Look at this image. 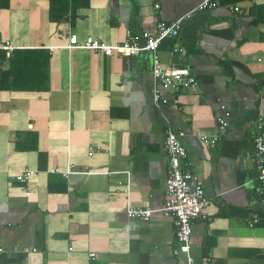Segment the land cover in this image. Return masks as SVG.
<instances>
[{
	"label": "crops",
	"instance_id": "0c3cea01",
	"mask_svg": "<svg viewBox=\"0 0 264 264\" xmlns=\"http://www.w3.org/2000/svg\"><path fill=\"white\" fill-rule=\"evenodd\" d=\"M199 1L0 0V41L16 47L8 57L0 50V264H188L174 253L173 218L156 210L167 129L183 133L209 200L192 223L196 264H264V189L254 190L251 157L264 113V0L201 10ZM179 18L178 34L158 48L165 67L197 80L178 105L154 104L146 52L65 47L71 33L113 44L127 29ZM203 135H218L217 145ZM25 168L35 171L27 182L10 177ZM128 205L156 211L140 220Z\"/></svg>",
	"mask_w": 264,
	"mask_h": 264
},
{
	"label": "built area",
	"instance_id": "2783aa9c",
	"mask_svg": "<svg viewBox=\"0 0 264 264\" xmlns=\"http://www.w3.org/2000/svg\"><path fill=\"white\" fill-rule=\"evenodd\" d=\"M221 0H200L196 9H214L220 4ZM156 7L159 5L156 4ZM232 13H242V8L238 4L227 6ZM182 18L172 22L159 21L154 31L134 32L127 29L125 38L120 43H107L104 40L86 37L79 41L77 34L69 35L67 49H88L104 55L116 53L122 57L146 52L151 58V71L153 75L152 99L156 106L167 104L178 105L180 95L186 90L195 87L197 80L193 74L185 67L167 66L161 62L158 54L160 43L167 38H174L178 34ZM16 47L7 39L0 41V50L4 51L8 57ZM182 51V48L179 49ZM224 108V106H222ZM230 113L225 111L223 116L217 118L220 133H224L228 127V117ZM183 133L167 129L164 135L163 148L167 155L166 184L164 189V202L156 209L164 216L173 218L174 236L177 243L174 253H183L187 258L188 264H196L191 255V234L192 223L195 219L206 218V207L209 200L205 194L203 182L200 177L192 170L188 162L186 147L181 141ZM218 135L201 136V140L207 147H215L218 142ZM94 153L90 149L89 155ZM255 169L257 171V184L254 190L261 194L264 189V113L260 114L255 123L253 134V150L251 153ZM58 171V169H53ZM73 172L71 167L63 171L66 176ZM35 171L25 168L14 172L10 177L21 183L27 182ZM29 192L26 191L27 195ZM149 207L127 206V215L131 218L149 220L152 213L156 211ZM257 222L253 219L249 222L252 226ZM1 250V249H0ZM93 256V253L89 254Z\"/></svg>",
	"mask_w": 264,
	"mask_h": 264
},
{
	"label": "trees",
	"instance_id": "16d2710c",
	"mask_svg": "<svg viewBox=\"0 0 264 264\" xmlns=\"http://www.w3.org/2000/svg\"><path fill=\"white\" fill-rule=\"evenodd\" d=\"M256 10H257V12H259L260 11V7H257Z\"/></svg>",
	"mask_w": 264,
	"mask_h": 264
}]
</instances>
